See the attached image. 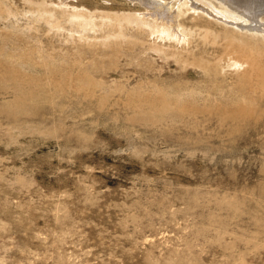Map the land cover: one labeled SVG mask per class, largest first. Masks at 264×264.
<instances>
[{"label":"rangeland","instance_id":"rangeland-1","mask_svg":"<svg viewBox=\"0 0 264 264\" xmlns=\"http://www.w3.org/2000/svg\"><path fill=\"white\" fill-rule=\"evenodd\" d=\"M160 2L0 0V264H264V38Z\"/></svg>","mask_w":264,"mask_h":264},{"label":"bare ground","instance_id":"bare-ground-1","mask_svg":"<svg viewBox=\"0 0 264 264\" xmlns=\"http://www.w3.org/2000/svg\"><path fill=\"white\" fill-rule=\"evenodd\" d=\"M141 1H143L147 7L152 6L154 9V12L152 13L150 11H147L145 13V15H147V17L149 16L150 20H152V22L154 23L153 25L154 27L152 28L153 34L158 33L161 35L162 38L168 37L178 42L188 41V39H186V36H183L182 30L179 26L180 24L177 21L179 14L176 13L172 14L169 13L167 9H161L164 7L161 6L162 4L160 0H141ZM217 1H219L220 3V8H221L220 10H216L212 4V1L210 0L205 2V4L204 2L199 3V1L197 0H185L184 3L187 5L191 4V6H193V9L195 10L197 9L199 12L211 16L212 19H216L217 21L221 20L225 24L233 25L234 27L241 29V31L246 30L245 32L250 35L253 36L261 35V37L264 38V24L261 23L263 22L262 16L264 15V5H263L264 0H259V1L217 0ZM158 3H160L161 5H159ZM241 13L246 15H243ZM160 16L162 18H160ZM173 21H175L174 23L175 25L170 24ZM143 23L145 22L143 21ZM176 33L179 34L180 36L177 35Z\"/></svg>","mask_w":264,"mask_h":264}]
</instances>
